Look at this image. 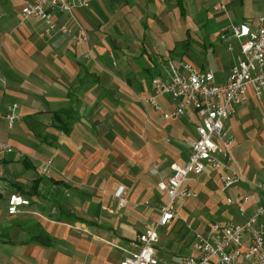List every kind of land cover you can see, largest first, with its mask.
Listing matches in <instances>:
<instances>
[{
	"label": "crops",
	"instance_id": "crops-1",
	"mask_svg": "<svg viewBox=\"0 0 264 264\" xmlns=\"http://www.w3.org/2000/svg\"><path fill=\"white\" fill-rule=\"evenodd\" d=\"M24 1L0 0V140L11 146L0 158V264H119L136 248L137 229L158 216L154 204L140 202L165 201L157 182L167 178L171 163H186L189 139L197 134L194 108L165 117L175 105L168 94L155 96L160 109L146 100L154 95L152 76L171 58L211 69L225 81L240 41L228 49L220 28L209 45L192 49V33L201 29L209 0H88V6L75 7L73 18L54 9L58 25L49 32L41 18L20 17ZM225 2L233 16L240 4L241 21L251 26L264 12V0ZM63 23L68 31L59 28ZM81 28L84 41L74 37ZM11 103L21 117L8 127L2 113ZM226 129L236 137L234 155L246 177L229 188L223 187L222 169L186 177L184 185L197 194L176 202L178 216L158 231L154 244L168 260L196 254L195 233L209 232L214 220L244 218L227 197L254 191L264 177V97L251 89L226 119ZM47 158L48 176L37 170ZM119 184L127 197L121 216L107 209L116 206L112 192ZM14 192L27 202L9 213ZM262 199L257 194L248 213ZM38 231L52 243L33 239Z\"/></svg>",
	"mask_w": 264,
	"mask_h": 264
},
{
	"label": "built area",
	"instance_id": "built-area-1",
	"mask_svg": "<svg viewBox=\"0 0 264 264\" xmlns=\"http://www.w3.org/2000/svg\"><path fill=\"white\" fill-rule=\"evenodd\" d=\"M88 0H25L19 15L25 19L31 15L45 22V32H49L58 24L54 21L53 10L64 12L74 17V9L88 6ZM219 3L217 9L225 8ZM61 31H68L66 24L59 25ZM77 40H86L87 33L81 28ZM219 37L227 43L228 49L234 48L236 39L240 41L241 53L231 66L225 81L216 80L211 69H201L187 60L166 58L162 71L151 78L154 95L146 100L160 109L155 96L168 94L175 102L171 110L164 111L165 117H177L185 114L189 107L195 109L199 120L196 123L197 134L189 139V154L185 164L171 163V172L166 179H159L157 186L164 190L167 197L160 203L158 216L136 234V248L125 254L119 264H264V199L254 211L248 213V203L257 194L264 196V177L255 182V190L247 194L228 196L227 200L236 205L241 220H214L209 232L197 231L194 237L196 254H186L175 261L159 255L155 242L159 239V228L169 224L178 216L175 204L185 196L196 195L194 189L184 185L190 173L199 174L206 168L222 169L223 187L229 188L246 176L236 161L233 145L236 137L226 129V119L236 110L237 105L247 100L249 91L264 97V12L256 26L246 21L231 22L219 30ZM89 57L88 50L83 52ZM8 127L20 119L18 104L11 103L2 113ZM11 149L9 143L0 140V158ZM52 159L40 160L37 170L48 176ZM155 171V170H154ZM117 198L115 207H107L111 212L124 207L126 187L119 184L114 191ZM27 199L18 193H11L7 210L15 213L19 204Z\"/></svg>",
	"mask_w": 264,
	"mask_h": 264
},
{
	"label": "rangeland",
	"instance_id": "rangeland-1",
	"mask_svg": "<svg viewBox=\"0 0 264 264\" xmlns=\"http://www.w3.org/2000/svg\"><path fill=\"white\" fill-rule=\"evenodd\" d=\"M222 2L226 3L225 0H209V1H207V6H206L205 10L203 11V13H201V18H202L201 20H203L202 24H201V29L196 30V31H194V33H192V46L191 47H192V49H194L195 52H198V48L200 46L204 47V42L207 45H209L208 41L210 40V36H212L213 33L216 32L217 30H219L221 28V26L224 25L226 22H228L229 20H230L229 22H232V21L240 22L241 20H243L242 18H244L243 17L244 11H241L242 7L240 4H238L236 6L234 5V7L238 9V11H237V15L233 16L230 13V10L232 8L230 5H226L225 8H222L223 10L222 9H220L219 11L217 10V5L219 3H222ZM230 16H231V18L229 19ZM215 39H213V41H215L218 45H222V42L220 40L221 38L220 39L217 38L216 40ZM222 48H224V45H222ZM180 52H182L181 49H180ZM199 57H200V55L194 54V57H192V58H194L197 62H200L202 56L200 58ZM232 150L235 154L236 148H234ZM235 157H236V155H235ZM113 193L114 192H112V194ZM146 201L147 200L142 201V202H140V204L143 206H145V205L151 206L154 204L153 209H154V211H156V214H157L158 208L160 206V202L154 203L153 201H149V200L147 202ZM123 209H124V207L121 208L117 212L114 211L115 215H117V216L123 215ZM153 219H155V218H153ZM153 219H151V220H153ZM167 227H168V225L162 226L159 231L162 232ZM140 230L141 229L138 228L137 232ZM111 242L112 241H110V243ZM160 254H162V253H160Z\"/></svg>",
	"mask_w": 264,
	"mask_h": 264
},
{
	"label": "trees",
	"instance_id": "trees-1",
	"mask_svg": "<svg viewBox=\"0 0 264 264\" xmlns=\"http://www.w3.org/2000/svg\"><path fill=\"white\" fill-rule=\"evenodd\" d=\"M33 239H35L36 241L44 244V245H49L52 243V237L46 233L45 231H38L36 232L33 236Z\"/></svg>",
	"mask_w": 264,
	"mask_h": 264
}]
</instances>
